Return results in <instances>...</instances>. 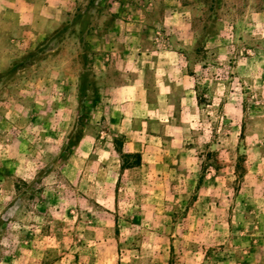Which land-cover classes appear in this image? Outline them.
Listing matches in <instances>:
<instances>
[{
  "label": "rangeland",
  "instance_id": "374dc122",
  "mask_svg": "<svg viewBox=\"0 0 264 264\" xmlns=\"http://www.w3.org/2000/svg\"><path fill=\"white\" fill-rule=\"evenodd\" d=\"M48 3L0 0V264H264V0ZM151 49L177 96L111 99Z\"/></svg>",
  "mask_w": 264,
  "mask_h": 264
},
{
  "label": "crops",
  "instance_id": "0c3cea01",
  "mask_svg": "<svg viewBox=\"0 0 264 264\" xmlns=\"http://www.w3.org/2000/svg\"><path fill=\"white\" fill-rule=\"evenodd\" d=\"M47 1L49 2L48 6H57V3L59 2V0ZM120 21L125 24H132V21L129 19H121ZM123 34L127 39H129V36H136L133 32H126ZM143 55H146L143 51H137L135 54H132L131 57H129L128 51L122 54L120 59L124 68H121L123 72L120 73V78L124 74H131V69H134L135 72L131 74V77H129L127 82L122 81L120 85L114 88L115 92L110 93V98L124 101L129 98V94L133 95L134 93L136 97H133L142 99L140 102L150 106L151 109L149 110L152 111L158 105L170 103L172 97L177 96V94L174 93L176 88L174 83L177 82L178 75L176 73L173 75L171 72L173 70L177 72L179 71L181 78L188 75L184 73L182 67H179V70L177 67L172 66L162 68L161 65L164 64L165 61H161V56H177V52L174 50L169 49L160 53V51L151 49L146 55L150 61V70L145 69ZM175 61L177 62V60ZM111 71L112 69L108 70L110 74H112ZM106 79L109 82H113V80L116 81L117 78L111 75V77H107ZM150 111L149 113H151Z\"/></svg>",
  "mask_w": 264,
  "mask_h": 264
},
{
  "label": "trees",
  "instance_id": "16d2710c",
  "mask_svg": "<svg viewBox=\"0 0 264 264\" xmlns=\"http://www.w3.org/2000/svg\"><path fill=\"white\" fill-rule=\"evenodd\" d=\"M82 117L85 118V112H84V111L81 113V118H82ZM113 142H114V144H115V150L117 151V153H119V154L122 153V154H123L120 145L116 142V139H115V140L113 139ZM73 144H74L73 141H69V142H68V147H71ZM126 155L136 157L135 159H137V161H138V159H139V154H138V153H132V154L129 153V154H126ZM22 183H25V182L22 181ZM18 186H19V185L16 184V187H18ZM45 263H46V262H45Z\"/></svg>",
  "mask_w": 264,
  "mask_h": 264
}]
</instances>
